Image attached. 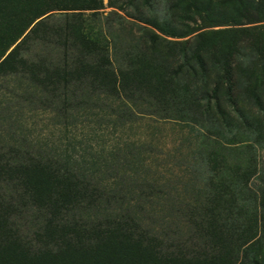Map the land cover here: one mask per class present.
Returning a JSON list of instances; mask_svg holds the SVG:
<instances>
[{"label": "trees", "instance_id": "16d2710c", "mask_svg": "<svg viewBox=\"0 0 264 264\" xmlns=\"http://www.w3.org/2000/svg\"><path fill=\"white\" fill-rule=\"evenodd\" d=\"M223 13L218 0H0V30L8 33L0 37V79L27 83L39 103L60 104L61 112L72 106L82 112L95 100L110 112L124 114L129 123L146 117L197 128L206 141L228 137L224 145L215 141L226 155L237 145L264 149V12L256 3L237 0L235 18ZM221 26L229 27L212 29ZM203 145L199 143L182 168L193 174L197 185L187 183L181 217L188 226L186 236L194 230L204 240L191 244L188 253L179 247L164 252L163 243L155 239L144 245L132 242L124 245L126 251L110 249L98 254L100 261L86 264H146L149 259L160 264H225L238 259L259 264L247 253L255 230L263 227L260 196L257 209L249 200L244 207L258 222L251 226L244 221L236 229L232 221L238 219L235 205L243 203L241 192L248 191L246 182L256 170L249 166L229 179L230 193L221 197L232 200V208L220 211L211 188L210 162L216 153ZM5 154L7 169L0 168V250L14 243L23 260L17 264H62L77 232L82 235L130 216L122 206L153 201L136 191L132 179L124 192L127 200L122 201L119 196L125 194L114 191L122 183L114 179L97 191L57 157L47 161L20 147ZM10 167L19 175L14 180L8 176ZM259 175L262 180L263 172ZM227 178L222 184L226 188ZM42 183L44 193L38 190ZM109 188L112 192L107 193ZM106 193L118 197L116 207L105 206ZM163 205L171 208L172 203ZM131 217L138 220L135 214ZM219 226L228 235L225 245L209 239V232ZM158 234L166 235L163 228Z\"/></svg>", "mask_w": 264, "mask_h": 264}, {"label": "rangeland", "instance_id": "374dc122", "mask_svg": "<svg viewBox=\"0 0 264 264\" xmlns=\"http://www.w3.org/2000/svg\"><path fill=\"white\" fill-rule=\"evenodd\" d=\"M218 1H222L223 14L235 18L232 15L237 0ZM242 1L256 3L264 12V0ZM238 19L241 24L245 21L239 17ZM260 24H264V22ZM187 25L190 28L192 26L190 22ZM247 26L245 25V27ZM227 27L229 26L213 27L212 29ZM0 32V37H8L5 30H0ZM26 87L27 83H23L22 86L14 79H0L1 169H7L3 168L6 163L4 161L5 153L20 147L21 150L32 155L42 156L47 161L57 157L61 163H69L73 167V172L77 173V176L82 178L84 185H88L89 188L94 187L97 191H101L103 186L108 184L110 186L114 179L115 182L122 183L121 189L118 188L114 191L124 193L127 188L131 187L129 180L132 179L136 183V191L140 192L142 197L147 195L153 200L151 204L130 205L128 208L122 206L124 209L126 208V211H130V216L123 219L120 216L114 222L108 221L104 227H93L91 230L82 232V235L77 232L62 257V264H86L100 261L97 259L98 254L105 255L110 249L123 252L128 250L124 245L130 246L133 244L132 242L144 245L143 243L149 239H155L156 243L160 240L163 243V247L160 248L164 252H175L181 248V250L186 249L185 252L188 253L191 244H200L204 240L202 233H196L193 230L189 237L186 236L188 226L184 224L181 217V211L185 208L181 203V199L184 200L182 195L186 193L185 187L189 182H194L197 185L193 174L185 173L182 168L191 161L190 154L197 153L199 143H203L208 151L216 153L210 162L214 168L211 188L214 189L212 193L220 211L232 208L233 201H227L221 196L226 191L227 194L230 193L229 179L233 178V175L237 178V172L240 173L241 170H246L249 166V168L254 166L256 173L257 171L263 172L262 180H260L262 175H259V172L254 173L253 176L249 175L246 182L248 191H242V196H240L243 203L235 205L237 206L235 213L238 219L232 220L233 228L236 229L239 226L238 223H244V221L251 226L255 221L258 222L255 217L254 219L245 213L244 207L247 206L246 201L249 200L252 208L257 209L260 203L259 196L264 202V149L262 145H253L252 150L240 149L237 145L234 148L236 151L233 150L226 155L224 150L216 147L215 141L224 145L228 137H222L223 139L212 142L206 138V141L202 139L205 134L197 128L146 117H136L129 123L126 122L124 114L110 112L107 106L97 103L95 100L88 102L82 112L76 110L75 106L61 112L60 104L52 102V105L45 101L39 103V96L32 93L31 86L29 89ZM246 111L248 110L246 109ZM262 122L264 123V121ZM3 154L5 155L3 156ZM247 158H250V163L252 161L254 164L250 165ZM241 159H246V164L244 162L241 164L239 162ZM8 176L14 180L15 176L19 175L10 167ZM226 176L228 177L227 188L222 185ZM2 177L4 174L0 172V180ZM39 186H41L38 189L39 192L44 193L46 184L42 183ZM111 189H106L107 193ZM107 193L105 200L108 204L105 206L116 207L117 203L113 201H116L118 197H111ZM88 195L92 196V194ZM126 195L128 194L119 196V199L127 200ZM98 196L97 193L94 194L95 201ZM166 201L172 203L171 208L168 205H163V203L166 204ZM0 211H2L1 208ZM134 214L138 218L136 221L134 217H131ZM262 214L263 218H260L259 221L263 227L258 226L259 228L255 230L253 243L247 253L248 259L254 258L259 264H264V213ZM80 218L87 220V215L82 217L80 214ZM1 225L0 223V229ZM153 228H155V232L152 230ZM162 228L166 234L164 237L158 234ZM217 228L219 229L215 228L214 232H209L213 233L209 239H214L216 244L225 245L228 235L220 226ZM133 234L144 237V240H135ZM190 238L194 243H190ZM99 247L101 250L98 252ZM18 252L19 249L14 243L9 242L4 245L0 250V264H17L18 261H23ZM133 253L144 257L136 250H133ZM105 257L100 259L104 260ZM225 258L222 257L223 260ZM238 261L231 263L226 260L225 264H249V261ZM146 264L160 263L149 259ZM175 264L183 263L176 261Z\"/></svg>", "mask_w": 264, "mask_h": 264}]
</instances>
